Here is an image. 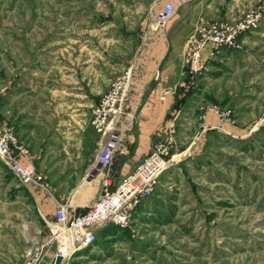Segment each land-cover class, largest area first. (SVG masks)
<instances>
[{"label": "rangeland", "instance_id": "1", "mask_svg": "<svg viewBox=\"0 0 264 264\" xmlns=\"http://www.w3.org/2000/svg\"><path fill=\"white\" fill-rule=\"evenodd\" d=\"M151 4L152 0H0V127L9 125L16 132L24 123V109L33 115L35 108L73 107L83 99L95 103L96 95H75L98 91L100 79L116 80L128 70H122L129 64H121V59L133 60L132 47L141 42L130 40L127 32L138 26L140 16L150 19L156 7ZM259 5L264 11V0H205L201 11L208 9L214 16L205 20L210 22L220 20L215 16L225 9L239 19ZM249 36L244 59L251 57L249 65H257L263 58V69L264 21ZM112 66L119 67L118 75ZM251 75L264 79L256 70ZM225 79L221 88L230 84ZM256 106L252 109L259 112L264 108L262 101ZM194 125L193 120L181 133L176 154L189 146ZM203 137L199 143L193 141L187 154L169 157L155 191L128 226L105 224L93 245L70 253L61 264H264V126L246 139L215 133ZM35 208L34 198L19 187L0 159V222L11 223L6 222L0 233L9 236L11 226L24 223L27 242L37 231L48 237L49 228L42 226ZM16 259L12 256L6 264L25 261Z\"/></svg>", "mask_w": 264, "mask_h": 264}, {"label": "crops", "instance_id": "2", "mask_svg": "<svg viewBox=\"0 0 264 264\" xmlns=\"http://www.w3.org/2000/svg\"><path fill=\"white\" fill-rule=\"evenodd\" d=\"M166 1L152 0L151 5L161 7ZM183 1L165 31L152 30L150 19L140 16L138 26L130 27L127 32L130 40L136 37L141 44L126 49L128 51L132 47L136 52L133 60L126 62L121 59L120 62L123 65L129 64L122 65V70L125 67L131 69L133 79L124 114L114 122V133L120 136L121 141L113 165L108 170L101 169L97 157L109 137L98 134L91 120L94 106L99 104L114 79L108 82L100 79L97 87L102 89L95 92L89 89L75 95L77 99L96 95L95 103L83 99L73 107L57 106L50 110L35 108L33 111L37 113L33 115L28 113V109L22 111L27 114L23 116L24 123L17 125L16 134L28 154L20 156V159L46 175L48 182V189L35 186L25 188L34 198L38 218L45 228L54 222L59 205L66 206L69 213L84 212L97 200L105 174H109L113 182L119 183L136 171L139 163L149 157L159 141L172 140L174 148L171 155L176 158L190 152L193 144L199 143L205 134L246 139L258 130L264 108L260 112L252 108L260 105L261 101L264 107V79L259 81L251 72L256 70L257 74H261L260 78H264V68L261 65L263 58L259 59L257 65H249V56V59H244L247 55L242 52L245 44L250 42V34L242 38L244 44L241 51H223L208 63L204 77L196 79L185 67L186 45L196 27L214 16L209 15L208 9L201 11L205 0ZM217 15L215 17L221 19L238 20L232 16L231 10L225 9L220 16ZM86 63L89 65L90 60ZM225 69L238 70L224 73ZM111 70L115 75L119 74V67L112 66ZM242 77L244 83L240 81ZM224 78L230 84L221 88ZM168 89L171 92L162 99ZM210 108L214 109L209 111ZM225 111L231 112L229 118L220 116L219 112ZM203 116H206L207 124L212 128L200 131L198 127ZM193 120L194 133L189 146L186 145L176 154L180 135L189 129ZM25 122L33 124L29 127ZM6 222L11 224L2 221L0 228ZM9 231V236H6V231L0 233V264H6V260L12 259V256H18L16 260L25 259L29 243L26 240V226L24 223L16 224ZM55 251L52 248L48 251L45 264L52 263Z\"/></svg>", "mask_w": 264, "mask_h": 264}, {"label": "built area", "instance_id": "3", "mask_svg": "<svg viewBox=\"0 0 264 264\" xmlns=\"http://www.w3.org/2000/svg\"><path fill=\"white\" fill-rule=\"evenodd\" d=\"M184 1L168 0L161 7H155L150 15V28L165 31ZM264 21L263 7H250L238 20L220 19L201 22L189 38L185 52V67L188 73L198 79L204 76L208 63L225 50L241 51L242 38L256 32ZM132 70L128 69L118 77L104 94L93 110L91 124L94 130L109 139L102 146L97 163L102 170H108L114 162L120 147V136L114 133L115 119L124 114L132 84ZM171 92L168 89L164 97ZM214 108H210L209 111ZM223 118H229L231 112H219ZM264 126V116L259 121ZM199 130L212 128L202 117ZM174 148L172 140L158 142L149 157L144 159L136 171L119 183H115L109 174L102 179V186L97 200L84 212L73 211L59 205L55 213V222L48 225L50 235L42 237L41 231L33 236L25 252L23 264H43L48 251L56 244L57 256L63 260L69 254L89 247L97 240V230L105 224L124 228L128 226L136 210L155 191L159 177L167 170L169 157ZM28 151L19 143L13 127H0V159L9 167L19 182V187L35 186L48 189L43 175L30 164H24L20 156Z\"/></svg>", "mask_w": 264, "mask_h": 264}, {"label": "water", "instance_id": "4", "mask_svg": "<svg viewBox=\"0 0 264 264\" xmlns=\"http://www.w3.org/2000/svg\"><path fill=\"white\" fill-rule=\"evenodd\" d=\"M63 261V258L61 256H57L55 264H61Z\"/></svg>", "mask_w": 264, "mask_h": 264}]
</instances>
